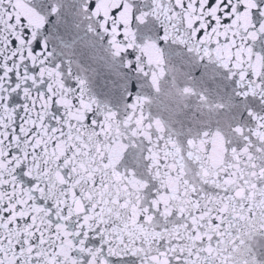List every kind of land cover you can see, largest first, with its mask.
<instances>
[{
  "label": "snow or ice",
  "instance_id": "snow-or-ice-1",
  "mask_svg": "<svg viewBox=\"0 0 264 264\" xmlns=\"http://www.w3.org/2000/svg\"><path fill=\"white\" fill-rule=\"evenodd\" d=\"M0 264H264V0H0Z\"/></svg>",
  "mask_w": 264,
  "mask_h": 264
}]
</instances>
